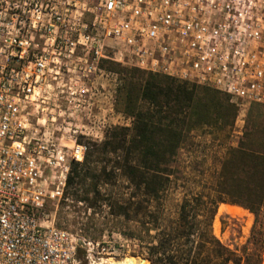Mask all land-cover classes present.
Masks as SVG:
<instances>
[{
	"label": "built area",
	"instance_id": "built-area-1",
	"mask_svg": "<svg viewBox=\"0 0 264 264\" xmlns=\"http://www.w3.org/2000/svg\"><path fill=\"white\" fill-rule=\"evenodd\" d=\"M74 58L264 105V0H0V264L77 261L79 239L42 216L88 145L45 136L31 112L49 73L79 67Z\"/></svg>",
	"mask_w": 264,
	"mask_h": 264
},
{
	"label": "rangeland",
	"instance_id": "rangeland-1",
	"mask_svg": "<svg viewBox=\"0 0 264 264\" xmlns=\"http://www.w3.org/2000/svg\"><path fill=\"white\" fill-rule=\"evenodd\" d=\"M78 56L84 58V53L79 52ZM74 60L79 67L49 73L39 99L31 106L34 126L68 147L75 140L102 143L108 131L126 127L129 146L137 135V125L134 118L123 112L119 101L123 75L107 68L110 60L101 63L98 69L88 68L79 58ZM148 75L143 74L145 79ZM186 82L163 79L161 84L167 93L162 92L165 95L156 100L142 98L140 103L153 113L152 141L167 138L165 129L169 126L181 132L180 148L167 161L173 173L168 175L169 181L159 200L147 203L143 191L115 168V161L125 157L123 151L106 154L101 160L95 156L87 160L85 155L79 163H84L86 177L68 191L65 185L68 198H63V193L60 199L47 200L42 216L46 224L64 228L79 239L75 264H103L109 259L123 261L127 257L156 264L148 257V247L156 243L158 235L164 237L179 225L182 204L187 202L197 223L205 225L203 200L212 196L225 200L217 206L212 220L213 235L241 257V264H256V259L248 262L259 250L263 253L260 264H264V105L241 108L220 96L210 98L216 96L214 91ZM179 86L194 90L192 99L177 96ZM138 153L134 150L132 156ZM54 181L52 177L49 179L51 187ZM98 181L100 195L92 192L87 195L86 191ZM134 195L136 201H141L142 213L126 216L124 211ZM84 196H89V200L80 199ZM222 206L225 208L221 209ZM194 221L190 219V223ZM192 240L197 249L200 239ZM90 242L95 246H90Z\"/></svg>",
	"mask_w": 264,
	"mask_h": 264
},
{
	"label": "trees",
	"instance_id": "trees-1",
	"mask_svg": "<svg viewBox=\"0 0 264 264\" xmlns=\"http://www.w3.org/2000/svg\"><path fill=\"white\" fill-rule=\"evenodd\" d=\"M107 64L109 70L119 72L123 75V86L119 101L123 105V112L136 120L137 135L131 139V143L128 146V128H114L108 131L107 137L102 143H87L86 158L88 160V158L95 156L101 160L106 154L117 153L119 151L125 152V157L122 161H115V168L120 169L122 174L136 189L143 191L147 203L152 199L159 200L169 181L168 175L173 173L168 167L167 161L180 148L182 141L181 132L169 126L165 129L168 134L167 138L160 141H152L151 129L153 127V113L140 106V103L142 98L156 100L163 94L162 92L165 91L167 93L161 82L163 79L174 80V78L159 73H148L149 75L145 79L143 74L146 72L138 68H126L115 61H108ZM201 88L202 90L215 92L214 94L216 96H210V98L215 99L214 97H216L218 99L220 96V98H224L230 103L232 102L229 95L214 88L202 85ZM185 89L187 88L179 86L177 96L181 97V95H184L192 99L191 94L194 90ZM210 101L213 103L211 99ZM133 149L139 152L138 156H132ZM257 160V165L260 166L259 159ZM83 165L84 163L72 161L71 169L67 177V191L77 181L83 180L86 177L82 168ZM67 191L64 193L63 198L65 199L68 198ZM90 192L94 193L95 196L97 195V197L100 195L99 181L92 184L91 189L86 191V194L88 195ZM80 199L88 201L89 196H84V198ZM197 200L202 199L197 198ZM224 201L222 196H212L208 200H203L206 207L205 225H199L197 223V217L188 210L187 202L182 204L179 225L170 230L164 237L160 238L158 235L156 243H151L148 247L147 253L151 261L156 264H160L161 261L167 264H212L214 262L216 264H229L231 261H234L235 264H241V257L235 251L223 245L213 235L210 229L217 206L220 202ZM142 210L143 206L141 201H136L134 195L130 199V205L125 209L124 215L129 216L132 213L140 215ZM192 218L195 221L190 223V219ZM193 237L200 239L198 242V250L194 248ZM172 243L175 244L173 245ZM253 259H256V264H260L263 259V253L260 250L257 251L256 254L252 255L248 263ZM147 264L151 263L147 260Z\"/></svg>",
	"mask_w": 264,
	"mask_h": 264
},
{
	"label": "bare ground",
	"instance_id": "bare-ground-1",
	"mask_svg": "<svg viewBox=\"0 0 264 264\" xmlns=\"http://www.w3.org/2000/svg\"><path fill=\"white\" fill-rule=\"evenodd\" d=\"M225 208L222 206L221 209ZM227 208V207H226ZM229 208V207H228ZM238 208V207H237ZM241 216V215H240ZM218 219V218H217ZM218 231V230H217ZM103 264H145L143 259L140 258H133V257H127L123 261H115L113 259H109L107 261H104Z\"/></svg>",
	"mask_w": 264,
	"mask_h": 264
}]
</instances>
